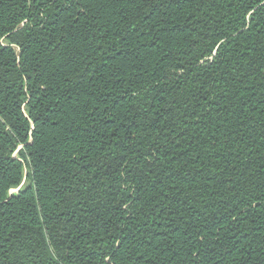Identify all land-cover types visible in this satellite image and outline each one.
Masks as SVG:
<instances>
[{
  "label": "trees",
  "instance_id": "obj_1",
  "mask_svg": "<svg viewBox=\"0 0 264 264\" xmlns=\"http://www.w3.org/2000/svg\"><path fill=\"white\" fill-rule=\"evenodd\" d=\"M0 264H264V0H0Z\"/></svg>",
  "mask_w": 264,
  "mask_h": 264
}]
</instances>
